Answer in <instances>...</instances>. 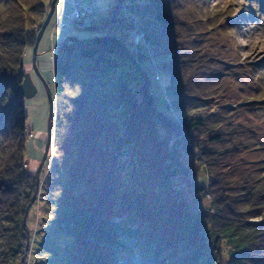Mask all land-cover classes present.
Wrapping results in <instances>:
<instances>
[{
    "label": "trees",
    "instance_id": "1",
    "mask_svg": "<svg viewBox=\"0 0 264 264\" xmlns=\"http://www.w3.org/2000/svg\"><path fill=\"white\" fill-rule=\"evenodd\" d=\"M50 1L0 0V264L24 263L22 218L34 181L24 167L21 58ZM209 1L133 0L127 6L140 21L93 16L83 27L100 34L59 41V155L40 191L55 220L29 228L34 264H264V91L257 66L239 52L235 17ZM127 27L137 43L126 40ZM161 54L171 110L192 100L199 110L176 117L157 108L141 59Z\"/></svg>",
    "mask_w": 264,
    "mask_h": 264
},
{
    "label": "rangeland",
    "instance_id": "2",
    "mask_svg": "<svg viewBox=\"0 0 264 264\" xmlns=\"http://www.w3.org/2000/svg\"><path fill=\"white\" fill-rule=\"evenodd\" d=\"M80 3L91 10L90 15H86L83 22H73L69 26L68 31H62L58 27H55V23L59 21H65V14L75 10L74 3ZM133 0H74L72 2H64L63 0H57L54 13L50 22L48 23L42 38L39 41L37 46L36 55L34 54L33 46H26L24 49L23 56L21 58V68L23 74H28L33 84L37 88V93L32 98L24 99V110L26 114L25 121V135L24 139L26 141V149L24 153V167L28 174L33 175L39 166L43 148L45 145L46 132H47V121H48V111H49V102L48 96L45 89V83L52 90L53 88V73H52V60L57 49L59 41L67 34L71 33L72 35L79 38H89L94 35L100 34V31H97L96 28H84L88 24L93 16L106 15L112 16L113 14L119 18H123L128 23L133 22V19L137 21L141 20V15L138 13H132L128 4L132 3ZM65 3V4H64ZM209 8L215 10L218 6L222 10H226V13H232L236 19V39L239 46V52L242 58L249 59L255 65L256 71L255 76L259 77L260 86L262 91H264V55H255V50L259 48L264 50V0H210L208 2ZM217 3V5H215ZM116 9V10H115ZM135 16V17H134ZM144 16L143 20L145 22L148 19H151L149 14L142 15ZM132 24V23H131ZM123 25H126L123 23ZM136 27V26H134ZM140 29V28H139ZM142 29V28H141ZM127 32L125 34L126 40L131 43H136V34L133 33V29L127 27ZM136 31V30H135ZM36 56V66L42 77L37 74L34 66L33 59ZM250 57V58H249ZM167 54L161 55H152L151 57H146L141 59V64L145 68L150 81V91L155 97V102L157 108L164 113H171L176 117H182L185 115H190L195 111L199 110L202 106L201 103L192 100L190 106L186 109L172 111L169 106V100L166 96V86L169 83V72L161 67L156 65L157 62H161L164 59H167ZM55 105V100H54ZM55 107V106H54ZM258 109L262 110V106H258ZM258 115L262 112L256 111ZM54 128V127H53ZM53 140V139H52ZM53 142V141H51ZM56 149H53V143H51L46 160L42 167L39 176V188L31 207L28 211V215L24 221V215L22 218V226L25 229V232H30L33 234V230H37L42 226L43 218L47 217L48 221H54L55 219L50 217L48 214H45L44 208L46 205L44 203V189H42L41 194V185L44 179V175L47 171L48 166L53 163L54 159L58 158V153ZM185 162L189 165V169L193 171L195 165L192 160V157L186 155L183 157ZM190 163V164H189ZM52 165V164H51ZM51 168V167H50ZM48 176V175H47ZM201 182H205V178H200ZM33 194V193H32ZM41 194L43 198L40 201V206L38 208V199ZM32 196V195H31ZM29 203V202H28ZM202 206H206L205 201H201ZM28 205V204H27ZM27 207V206H26ZM54 209V207H52ZM25 213V210H24ZM47 213V212H46ZM24 223V224H23ZM36 225V226H35ZM60 224L55 222L54 231H58ZM54 227V228H55ZM36 230V231H37ZM52 240V239H50ZM37 244V243H36ZM30 245V243H29ZM37 247H39L37 245ZM25 251V248H24ZM24 256V254H23ZM37 254L33 249L30 253V248L27 250V253L24 258L23 264H34L36 261ZM117 263L122 261L118 260ZM222 263V262H221ZM38 264H47L43 260ZM122 264H155L153 260L150 261L144 260L142 258H127L123 261Z\"/></svg>",
    "mask_w": 264,
    "mask_h": 264
},
{
    "label": "water",
    "instance_id": "3",
    "mask_svg": "<svg viewBox=\"0 0 264 264\" xmlns=\"http://www.w3.org/2000/svg\"><path fill=\"white\" fill-rule=\"evenodd\" d=\"M56 2L57 0H51L48 6V10H47V14L45 19L43 20V22L41 23V26L39 28V31L36 35L35 41H34V54L36 55V50H37V46L39 44L40 39L43 36V33L48 25V23L51 20V17L54 13L55 10V6H56ZM33 66L37 72V74L41 77L37 66H36V56H34L33 59ZM42 79V77H41ZM45 89L47 92V96H48V102H49V111H48V121H47V132H46V139H45V145L43 148V153H42V157L39 163V166L37 167V170L35 171V173L32 175L33 181H34V191L32 196L30 197L29 203L27 205V207L25 208V213H24V221L28 215V211L34 201V199L36 198L37 192H38V188H39V176H40V172L42 170V167L44 165V162L46 160L50 145H51V141H52V135H53V115H54V96H53V92L50 89V87L45 83ZM20 92L21 95L24 98H32L33 96L36 95L37 93V88L36 86L33 84L32 80L30 79V76L28 74H25L24 77L22 78L21 84H20ZM24 224V223H23ZM25 238H26V244H25V251H24V256L25 257L28 247H29V233L28 231L25 232ZM23 261V260H22Z\"/></svg>",
    "mask_w": 264,
    "mask_h": 264
},
{
    "label": "built area",
    "instance_id": "4",
    "mask_svg": "<svg viewBox=\"0 0 264 264\" xmlns=\"http://www.w3.org/2000/svg\"><path fill=\"white\" fill-rule=\"evenodd\" d=\"M64 2H72L74 3V0H63ZM76 1V0H75ZM65 4V3H64ZM75 4V10L74 11H70L68 13H66L65 16V21H57L55 23V27H58L60 30L62 31H68L69 30V26L70 24L73 22V20L82 17V16H86L89 15L91 13V10L83 5H80V3H74ZM140 39V35L136 34V43L139 41Z\"/></svg>",
    "mask_w": 264,
    "mask_h": 264
},
{
    "label": "bare ground",
    "instance_id": "5",
    "mask_svg": "<svg viewBox=\"0 0 264 264\" xmlns=\"http://www.w3.org/2000/svg\"><path fill=\"white\" fill-rule=\"evenodd\" d=\"M255 55H256V56H257V55H259V56H260V55H264V50H263V49H260V48H259V50L256 49V50H255ZM249 58H250V57H249Z\"/></svg>",
    "mask_w": 264,
    "mask_h": 264
}]
</instances>
